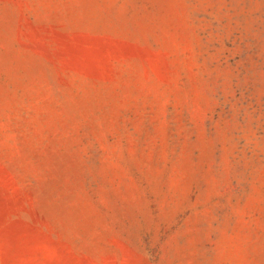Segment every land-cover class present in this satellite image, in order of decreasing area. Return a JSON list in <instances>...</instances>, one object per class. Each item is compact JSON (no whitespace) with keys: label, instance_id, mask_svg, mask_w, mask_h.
Here are the masks:
<instances>
[{"label":"rangeland","instance_id":"rangeland-1","mask_svg":"<svg viewBox=\"0 0 264 264\" xmlns=\"http://www.w3.org/2000/svg\"><path fill=\"white\" fill-rule=\"evenodd\" d=\"M0 264H264V0H0Z\"/></svg>","mask_w":264,"mask_h":264}]
</instances>
